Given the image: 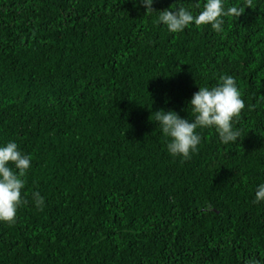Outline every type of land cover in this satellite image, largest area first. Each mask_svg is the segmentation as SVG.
Returning a JSON list of instances; mask_svg holds the SVG:
<instances>
[{"label": "trees", "instance_id": "1", "mask_svg": "<svg viewBox=\"0 0 264 264\" xmlns=\"http://www.w3.org/2000/svg\"><path fill=\"white\" fill-rule=\"evenodd\" d=\"M205 3L0 0V147L31 156L0 264H264V0L220 33L156 23ZM224 75L239 138L198 128V150L173 157L155 111L192 122L193 94Z\"/></svg>", "mask_w": 264, "mask_h": 264}, {"label": "clouds", "instance_id": "2", "mask_svg": "<svg viewBox=\"0 0 264 264\" xmlns=\"http://www.w3.org/2000/svg\"><path fill=\"white\" fill-rule=\"evenodd\" d=\"M146 8V13L153 12V0H140ZM174 5V4H173ZM173 10L159 11L156 23L166 25L169 32H182L189 25L197 28L211 25L220 33L223 31V17H240L246 8H253V0H244V6H230L225 9L223 0H206L203 9L193 15L184 7H173ZM199 7V5H197ZM245 108L236 82L231 76H221L217 86L212 88L199 87L189 102L192 122L181 118L175 111H155V121L158 122L163 135L170 138L167 151L173 157L190 159L191 154L198 150L201 142L197 129L214 127L223 144L236 142L240 132L234 129L233 122L240 117ZM12 164L15 170L9 167ZM31 167V156L22 154L15 142H8L0 147V221L12 224L16 220L19 207L27 203L22 197L25 187V177ZM31 196L37 208H42L43 197L39 192H32ZM264 201V184H260L255 192L254 203ZM246 264H260L258 260L249 259Z\"/></svg>", "mask_w": 264, "mask_h": 264}]
</instances>
